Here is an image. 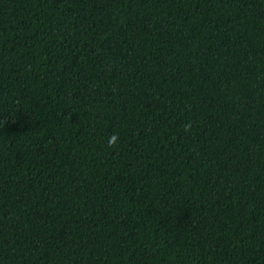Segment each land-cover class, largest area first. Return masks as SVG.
I'll list each match as a JSON object with an SVG mask.
<instances>
[{"label":"trees","instance_id":"obj_1","mask_svg":"<svg viewBox=\"0 0 264 264\" xmlns=\"http://www.w3.org/2000/svg\"><path fill=\"white\" fill-rule=\"evenodd\" d=\"M0 264H264V0H0Z\"/></svg>","mask_w":264,"mask_h":264},{"label":"clouds","instance_id":"obj_2","mask_svg":"<svg viewBox=\"0 0 264 264\" xmlns=\"http://www.w3.org/2000/svg\"><path fill=\"white\" fill-rule=\"evenodd\" d=\"M112 139H113V141H114V140H115V137H113Z\"/></svg>","mask_w":264,"mask_h":264}]
</instances>
